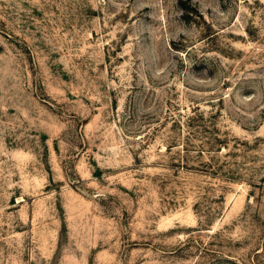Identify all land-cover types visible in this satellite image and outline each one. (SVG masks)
<instances>
[{
	"label": "rangeland",
	"instance_id": "1",
	"mask_svg": "<svg viewBox=\"0 0 264 264\" xmlns=\"http://www.w3.org/2000/svg\"><path fill=\"white\" fill-rule=\"evenodd\" d=\"M0 264H264V0H0Z\"/></svg>",
	"mask_w": 264,
	"mask_h": 264
}]
</instances>
